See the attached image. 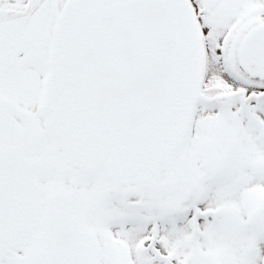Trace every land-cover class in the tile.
Instances as JSON below:
<instances>
[{"label":"snow or ice","instance_id":"obj_1","mask_svg":"<svg viewBox=\"0 0 264 264\" xmlns=\"http://www.w3.org/2000/svg\"><path fill=\"white\" fill-rule=\"evenodd\" d=\"M0 264H264V0H0Z\"/></svg>","mask_w":264,"mask_h":264}]
</instances>
